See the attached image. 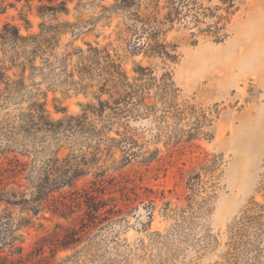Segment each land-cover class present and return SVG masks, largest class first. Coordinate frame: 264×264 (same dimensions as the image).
I'll list each match as a JSON object with an SVG mask.
<instances>
[{
  "label": "rangeland",
  "instance_id": "obj_1",
  "mask_svg": "<svg viewBox=\"0 0 264 264\" xmlns=\"http://www.w3.org/2000/svg\"><path fill=\"white\" fill-rule=\"evenodd\" d=\"M60 2L66 13L41 10ZM117 2L0 0V31L59 26L54 73L65 58L77 84L51 85L47 69L32 78L53 128L121 102L104 121L87 112L93 134L0 131V189L26 198L49 159L85 160L36 215L11 210L27 222L0 264H264V0H187L159 36L171 59L137 49ZM18 112L1 111L0 130Z\"/></svg>",
  "mask_w": 264,
  "mask_h": 264
},
{
  "label": "trees",
  "instance_id": "obj_2",
  "mask_svg": "<svg viewBox=\"0 0 264 264\" xmlns=\"http://www.w3.org/2000/svg\"><path fill=\"white\" fill-rule=\"evenodd\" d=\"M39 2L46 1L48 4L52 0H38ZM161 0H118L113 6L114 10H119L126 14L130 25L127 31L135 39L137 49L142 47L147 48V52L154 55L163 56L171 59V50L168 45L159 41V36L162 35L163 29L168 24L178 20L183 9L187 4V0H164L160 6ZM43 12L66 13L67 8L65 2H60L57 5H43ZM166 10V13L160 17V12ZM197 22L196 15H192ZM59 26H44L40 25V32L34 35L21 36L18 29L14 26L6 24L0 31V112L5 111L6 119L11 113L19 111L16 115L18 126H12L9 122L1 128V132L11 135L14 131L20 133H55L65 132L69 134H93L96 133L95 128H91L86 122L87 112L96 115L104 121V113L110 111V115L117 116L118 105L120 100L113 102L115 107L109 106L108 102H97V108L87 106L85 113L80 117H69L64 122L58 123L53 128L44 111V104L39 102V84L33 83L32 78L36 73L42 74L46 78L43 71L48 70V74L52 75L51 85L72 87L76 85L73 81V73H67L65 58L60 60L59 73H54L55 63L51 58L55 57V50L58 46ZM99 52L96 49L89 48V56L87 57L90 64L99 65ZM106 58H109L106 55ZM39 61V65L36 63ZM114 69L113 74L117 78L124 76L118 72L119 66L108 64ZM29 72L26 77L25 73ZM89 68L83 66L80 73H88ZM113 74H108L113 76ZM29 81V84L26 81ZM24 106L23 111L21 107ZM97 148L94 149V152ZM93 152V153H94ZM95 153L94 155H96ZM82 162V164H81ZM84 158L79 163H76L74 157L66 158L60 161L57 157L49 159L46 166L38 176L33 177L29 181L31 190L29 198L26 194L15 190L0 189V244L7 245L11 249H15V241L17 237L14 235L16 227H19L27 222V219L21 218L17 224H14L11 210L19 208L21 211L31 212L36 215L39 212V203L48 199L52 193L56 192L61 187H70L74 181L83 176L85 171L81 165H85ZM3 245V246H4Z\"/></svg>",
  "mask_w": 264,
  "mask_h": 264
}]
</instances>
